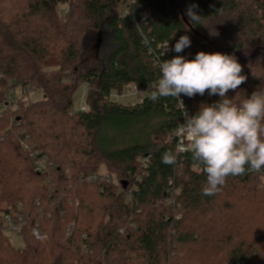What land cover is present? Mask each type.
I'll return each instance as SVG.
<instances>
[{"label":"trees","instance_id":"trees-1","mask_svg":"<svg viewBox=\"0 0 264 264\" xmlns=\"http://www.w3.org/2000/svg\"><path fill=\"white\" fill-rule=\"evenodd\" d=\"M185 1L199 21L176 0H0V264H264V170L202 195L206 175L191 152L162 162L176 151L180 101L149 98L157 57L200 51L242 65L246 82L227 93L234 103L264 88V0ZM91 34H108L115 48L88 62ZM182 35L191 46L176 53ZM85 85L87 109L74 111ZM129 86L145 90L141 101L113 99ZM180 99L195 115L220 97ZM6 215L26 223L24 250L6 236Z\"/></svg>","mask_w":264,"mask_h":264},{"label":"clouds","instance_id":"clouds-1","mask_svg":"<svg viewBox=\"0 0 264 264\" xmlns=\"http://www.w3.org/2000/svg\"><path fill=\"white\" fill-rule=\"evenodd\" d=\"M192 4L186 10L190 21H199L200 15ZM191 46L189 36L182 35L171 50L180 53ZM162 55L169 51V43L162 46ZM160 77L150 87L149 98L172 97L180 101L184 122L174 131L178 140L175 153L165 152L162 162L175 164L177 154L191 152L195 167L202 168L206 183L201 194H217L230 176L264 170V88L254 91L239 104L228 98L246 82L242 65L235 56L220 52H198L194 59L177 55L169 60H160ZM218 95L219 101L201 104L195 115H189L181 94L193 98L196 95Z\"/></svg>","mask_w":264,"mask_h":264},{"label":"rangeland","instance_id":"rangeland-1","mask_svg":"<svg viewBox=\"0 0 264 264\" xmlns=\"http://www.w3.org/2000/svg\"><path fill=\"white\" fill-rule=\"evenodd\" d=\"M176 4L179 7V9L181 10V12H183L186 15V10L188 8V5H186V1L185 0H176ZM60 11L63 12L64 16L67 14L68 12V8L65 6H61L60 7ZM187 16V15H186ZM111 37L107 34H103V35H94L91 34L90 36H88V39L86 41V58H88V62H90L91 60H89L90 58L93 57V55H95V52H100L101 54L105 55L108 53H111L112 50L115 48V45H111ZM22 94V88L21 87H17L14 89V93L12 95V98H14L15 100L19 99V97ZM74 96V106H73V110L74 111H80L81 107L85 106L86 104V98H87V87L85 86H80L76 89V91L73 94ZM31 101L36 102V101H41L42 100V94L38 91H31L29 93V96ZM140 101V98L138 96L135 95H129L128 96H122L118 99V102L121 103L122 105H128V104H136ZM17 103V102H16ZM15 103V104H16ZM17 107V106H16ZM3 109V106H0V111ZM105 171V169H101V171ZM67 233L69 234L70 231H67ZM6 236L9 238L12 246L17 249V250H24L25 249V241H23V237L22 235L19 234H15L9 231L5 232ZM45 235V234H44ZM47 237V236H46Z\"/></svg>","mask_w":264,"mask_h":264},{"label":"built area","instance_id":"built-area-1","mask_svg":"<svg viewBox=\"0 0 264 264\" xmlns=\"http://www.w3.org/2000/svg\"><path fill=\"white\" fill-rule=\"evenodd\" d=\"M28 91H29V93L31 92L30 88L27 89V92ZM13 93H14V89L10 92V95H9L10 97L9 98H10L11 104L14 105L16 103V100L14 98H12ZM128 94L129 95L138 96L140 98V101H141L146 93H145V90H143V89L139 90V89H137L134 86H129L127 89H125L122 92V95L114 94L113 99H116L118 101V99L120 97L128 96ZM179 106H180V103H179ZM185 108H186L188 114L190 115L189 107L185 105ZM86 109H87V105L85 104V106L81 107L80 111H86ZM181 120H182L181 123H183L184 122V117L183 116H182ZM35 166H36V169L39 172H45V171L48 170V167L46 165V160L45 159H39V158L36 159L35 160ZM95 179H96L95 176H89L86 181H94ZM25 224L26 223L24 222V220L20 216L17 218V220L13 219L10 215H6L5 216L6 231H9V232H12V233H15V234H19L24 229ZM32 235L34 236V238L37 241L44 242L47 239L46 235H44L40 231L39 226H36V227L33 228Z\"/></svg>","mask_w":264,"mask_h":264}]
</instances>
